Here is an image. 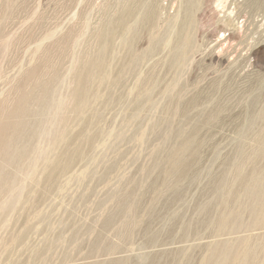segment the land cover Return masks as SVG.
<instances>
[{
  "label": "rangeland",
  "instance_id": "374dc122",
  "mask_svg": "<svg viewBox=\"0 0 264 264\" xmlns=\"http://www.w3.org/2000/svg\"><path fill=\"white\" fill-rule=\"evenodd\" d=\"M0 264H264V0H0Z\"/></svg>",
  "mask_w": 264,
  "mask_h": 264
}]
</instances>
